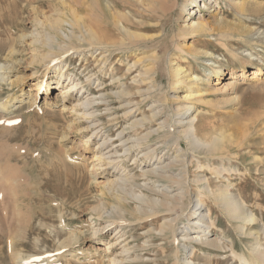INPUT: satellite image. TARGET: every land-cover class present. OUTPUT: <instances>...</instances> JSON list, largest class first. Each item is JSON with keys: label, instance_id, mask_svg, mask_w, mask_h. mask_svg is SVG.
Returning <instances> with one entry per match:
<instances>
[{"label": "rangeland", "instance_id": "374dc122", "mask_svg": "<svg viewBox=\"0 0 264 264\" xmlns=\"http://www.w3.org/2000/svg\"><path fill=\"white\" fill-rule=\"evenodd\" d=\"M148 2L154 4V11ZM182 2H187L188 11H181ZM72 10L87 25L109 21L107 11L116 18L125 14L129 21L122 30L110 24L112 33L107 32L108 42L116 49L123 43L124 51L98 56L99 50L92 48L80 56L71 49L66 59L72 80L86 84L90 76L85 94L96 102L89 112L93 122L103 126L100 135L108 141L100 149L96 143L101 140L90 137L92 127L87 128L91 119L79 120L63 106L65 102H56L52 87L46 96L38 90L40 82L56 84V74L30 64L36 29L43 40L44 29L37 19L56 18L60 11L71 18ZM189 10L193 15H188ZM197 18L209 22L214 32L184 35L183 28ZM123 30L140 37L130 41ZM82 45L80 49H89L88 44ZM0 48V63L10 66L0 71L5 74L0 104L6 106L0 107V264H21L15 255L23 261L45 258L42 264H110L105 244L112 241L117 226L96 233L112 219H99L94 208L121 205L125 241L116 250L125 244L130 259L116 264H174L175 257L185 258L177 264H238L232 251L249 258V235L264 224V0H197V4L188 0H0ZM37 48L41 53L47 50ZM151 56H156V62ZM150 62L152 85L143 74ZM174 68H182L187 76L176 90L170 78ZM20 97L21 103H11ZM190 115L196 117L192 139L184 132ZM166 119L170 129L163 122ZM172 133L178 139L175 143ZM221 134L233 142L215 151L209 146ZM142 136L138 145L136 140ZM128 146L133 147L123 154ZM106 150L113 151L105 154ZM102 153L105 159L97 166L93 154ZM144 153L153 158L145 160ZM109 155L125 169L128 176L122 187L131 195L107 190V181L116 179L107 176L113 172L106 159ZM148 169L165 178L146 175ZM225 189L245 199V209L257 218L254 226L246 227V236L239 235L237 221L213 205L212 200ZM133 197L167 201L171 211L154 207L158 214L143 218L137 209L146 206ZM198 200L209 208V215L197 206ZM195 208L203 209L206 220L211 218L214 227L208 239H216L222 250L201 242L188 245L182 238L199 231L189 230ZM176 217L177 242L173 243L163 236L166 230L161 234L159 230ZM68 237L74 241L60 248ZM259 238L264 242L263 233ZM45 255H50L48 261Z\"/></svg>", "mask_w": 264, "mask_h": 264}, {"label": "bare ground", "instance_id": "6f19581e", "mask_svg": "<svg viewBox=\"0 0 264 264\" xmlns=\"http://www.w3.org/2000/svg\"><path fill=\"white\" fill-rule=\"evenodd\" d=\"M188 2H191L192 4H197V0H188ZM146 4H147L148 8L151 11L155 10V6H154L153 3L148 2ZM186 6H187V2H185V3H183L181 5V11L182 12L188 11V9H186L187 8ZM193 7H195V6L193 5ZM205 7H206V5H203V8H205ZM244 9L245 8H243V6H241L240 7V12H244L245 11ZM108 10H111V9H108ZM107 12L110 13V16H109L110 20L109 21L102 20V22H104V23H97L94 26L85 24V22L82 21L83 19H81V17L79 15H77V12H74V10L71 11V18L67 16L68 12L66 13L65 11H62V12L60 11V13L59 12L57 13V17L56 18H53V19L46 18V19H44V21H41V20L37 19V21H36L37 25L39 27H41L40 29H44L43 36H42L43 40H41L40 37H39L40 36V33H39L40 31L38 29L35 30L36 32L33 35V39L31 40V44L34 45V48L32 49L30 64L35 65L37 63V65H41V66L44 67V70L46 71L47 74L51 73V71H52V73L56 74V84H54L52 86H49L47 84L45 85V83L40 82L37 85L38 90L44 92L43 95L46 96V95H48V92L50 91L49 88L52 87V89L56 90V92H55L56 93V98L58 97L56 99V102H58L60 100L62 102H65L64 104L62 103L63 106L65 108L68 107V109L70 111L75 112V114L77 116L76 118L79 119V120L80 119H91L93 117L92 113H90L89 110L93 109L95 107L93 105L96 102V100L89 98V95L85 94V93H88V91L84 87L86 85H88V83L90 82V76H87L85 78L84 82H86V84H83V82L80 81V80H78V81H75V79L72 80L70 74L67 73L69 66H67V60L66 59H67L68 55H70V52L76 51V53H79V55L81 56L80 53L85 55V53H86L85 51H88L87 53H91L92 48H96V50H99L98 56L104 55L105 53H109V56H110L113 52H115L117 50H120V51H124L125 50L124 49L125 45H123V43L120 46H117V49H116L115 44H113L111 42H108V38L110 36H107V32L112 33V30L109 28L110 24H112V26L116 27L117 29L118 28L120 30L124 29V23H126L128 21L127 17L124 16L125 14L124 15H120V16L118 15L117 18H119V19H117L115 16H113V14H111L110 11H107ZM188 15H193V12H191L189 10ZM65 26H66V28L69 27V29H65ZM127 26H129V25H127ZM185 27L186 28H183V31H182V33L184 35L186 33L207 35V34H210L211 32H214L213 31L214 29L210 25V23L206 22V21L204 22L200 18H197L196 20L191 21ZM132 28H135V27H132ZM113 30H114V28H113ZM123 31H125V35H126V37H128V39H130V41H136L140 37V35L137 34L136 32H132L130 30H123ZM240 36H241V38L244 37V35H240ZM75 43H78L79 45H75ZM81 43L82 44H85V43L88 44L86 46L89 49H86L85 47H84L85 50L84 49H80L81 47L84 46ZM60 44L61 45L63 44V45L61 46ZM37 46H39V48H42V49L46 48L47 50H44L43 53H41L40 50L37 48ZM74 48H77V50H75ZM71 49L73 51H71ZM9 51H12V54H13V50L12 49L9 50ZM1 52H3L2 48H0V53ZM10 56H11V54H10ZM155 57L151 56L152 59H154ZM107 58L102 60L103 63L102 62L101 63L103 65L107 62ZM139 60H140L139 58L137 60H135L134 64H137L139 62ZM149 61H151V59ZM154 61L156 62L155 59H154ZM151 62H150V66L147 64L148 67H146L147 65H145L143 67L144 68L143 74L146 77H148L146 80L148 81L149 84L152 85L153 82H154V80H153L154 76L151 77V75H154V71H153L154 68H153V66H151ZM8 67H10V66L0 63V71L4 72L5 70L8 69ZM240 70H244V66L242 64L240 65ZM258 71L260 72V67H258ZM3 72H0V82L1 81H5L4 80V75L5 74H3ZM36 72L37 71H34L33 74H36ZM231 72H232L231 75L233 76L232 79H235L236 78L235 69L232 68ZM92 75H94V74H92ZM186 77L184 75V71H183L182 68H174L172 73L170 74V78L174 81V83H173L174 86L172 87L173 90L174 89L176 90L178 88L177 85L178 84H182L185 81V79H187ZM189 92L192 93L193 91L190 90ZM73 93H74V95H73ZM13 99H14V101H12L11 103H21L23 101L21 97L20 98H12L11 100H13ZM43 100L46 103V100L45 99H43ZM0 107L5 108L6 106H4L3 104H0ZM44 107L47 108L48 110L51 109L50 105L48 103H46ZM37 110H39V108H37ZM159 114H161V111H159L157 113L156 112L153 113L154 116L159 115ZM167 120L168 119H166L163 122H165L166 126L169 128V127H171V125H170L171 123L170 124L166 123ZM98 123H100V122H98ZM89 124H91V125H89ZM89 124L87 123V128L88 127L89 128L92 127V132H91V136L90 137H93L94 139H97V141L101 140L100 143H96L99 146L98 149H100V147H104L108 143V141H107L106 135H104V134L100 135V133L104 129L103 126L102 125H97L95 122H93L92 119H91V121H89ZM195 124H196V117L194 115H190L188 117L187 122H186V125L188 127H187L186 131H184V132L186 133V136L187 135L191 136V139L196 134ZM125 130H126V128H123L121 131L118 132V135L121 136ZM169 133L171 134V131ZM170 134H169V137H170ZM172 134L174 136L173 141L175 143L178 139L175 137L174 133H172ZM147 135H149V134H147ZM192 135H194V136H192ZM103 136H104V138H102ZM142 138H143V136L139 137L136 140L138 142L137 143L138 145L141 144V140H143ZM88 140L89 139H87L86 144H88ZM127 140L128 139L122 141V143L126 142ZM226 142H229V143L231 142L232 143L233 139L228 138L226 140V137L223 136V134H221L219 137H216V138H214L212 140V142H211L209 147H211L215 151L216 150L218 151V150L223 148V146L225 145L223 143H226ZM111 144L113 145L115 143L112 142ZM133 146H136V145H133ZM133 146H131V147H133ZM131 147L130 146L126 147L122 151L123 154L125 153V154L128 155V152L130 151V149H132ZM105 149H107V147ZM112 151L113 150H109L105 154H110V152H112ZM116 152H118V151H115L114 154ZM100 153H101V150H100ZM105 154L102 153L99 156L96 155V154H93V161H97L98 162L97 163L98 165L96 164L97 166H102L99 163L104 161L103 159H105V158H102V156H104ZM143 155H144V157L146 155L145 160H147V158H150L149 160H151L153 158L152 156L148 155L147 153L146 154L144 153ZM111 158L112 157L109 155L106 159L109 160L107 163L111 164V168L113 169V172L111 174L108 173L107 176H114V177H116V179L115 180H111V181L110 180L107 181V183H106L107 190H110L112 188V190L115 193H118V191H120L123 194L131 195V191L125 190L122 187L123 186V181H125V179H127V176H128L127 173L124 172L125 169L122 168L123 166H119L117 164V162H114L113 159L111 160ZM145 160H144V162H145ZM171 166L172 165L169 164L170 168H171ZM163 169L164 168H161L162 171H164ZM154 171H155L154 169H148L147 171H144V173H146V175L149 174V175L155 176L156 174H155ZM118 174H119V176H118ZM0 176H2V175H0ZM156 176L159 177V179L165 178L163 175L162 176L161 175H156ZM165 176H167V175H165ZM170 179H173V178H170ZM175 181H176V179H175ZM207 189H208V187H207ZM208 192H210V191H208ZM116 195L118 197V194H116ZM13 197H15V196H13ZM117 197H115V198H117ZM133 198H135V197H133ZM135 199H137L138 202L139 201L143 202L145 204V206L147 207V209H146V207H144V209H142V208H138L137 209L138 212L141 213V216L143 218H146V219L148 218L149 219V218L155 216L156 214H158V210L157 211H155V210L152 211V208H154V207L165 208L166 211H168V212L171 211V210L168 209V205L169 204L167 203V201L158 202L157 200H150V199H146L145 197H136ZM196 199H197V197H196ZM120 200H119V202H121ZM244 200L245 199H243L240 195L239 196H235L234 194L232 195L229 192H227L226 189L225 190H221L217 194L215 199L212 200L213 201V205L217 206L218 210H220L224 215L228 216L229 217L228 219H231L233 221H237L238 222V224H239L238 225V231L240 232L239 235L241 234V236H246L247 235V233H248V232H246V227L247 226L252 227V225L254 226L257 223V218L252 214V211L248 212V210L245 209V201ZM127 201L128 200H125L124 202L126 203ZM174 201L176 202L177 200H174ZM197 202H198L197 206L204 207L202 202H200L199 200ZM175 204H177V203H175ZM149 207H150V209H149ZM205 209H206V214L209 215L210 214L209 208H205ZM16 210H18V209L16 208ZM94 211L96 213H98V218L99 219L103 218V217H107L109 219H112L111 221L108 220L107 223L105 225H103L102 227L95 229L96 233L104 231V230L106 232V231H109L112 228L114 229L117 226V229L116 230L114 229V235H113L112 241H109L108 243L105 244V252H106L105 255H107V257L109 258V263L110 264H116L117 262H125V263H127L128 260L130 259V253H129L130 250L128 249L129 247L127 248L125 246V244H124L122 247L119 248V250L118 249L116 250V248L119 247V245L122 242L125 241V240H123V237H125V233H124L123 228H122L123 226H121V224H120V223H124V220H125L123 205L117 206V207L113 206V207H110V208H107V209H101L100 207H96V208H94ZM191 215L193 216V219H195V220H192V223L189 224L190 225L189 230L197 229L199 231L192 232V234L196 233L197 234L196 236H191L190 234H188V235H185V236L182 237V238L186 239L188 245H192L194 243L201 242L203 244H206V245H209V246H213V247H216V248H219V249L222 250L223 249L222 244L220 245L219 242L216 239H208V237L211 236V234L209 233V230L211 231V229H213V227H214L211 218L208 217L207 218L208 222H207V220L204 218L207 215L205 216L204 213H203V209L200 210V208H195L194 211L192 210V214ZM132 220H133V218H132ZM127 222H128V220H127ZM187 222H189V221H187ZM136 223H137V220H136ZM198 223H201L203 226H200V224H198ZM176 224H177V217L171 219L168 223H164V228L163 229L160 228V230H159L160 234L162 232H165V230H166V232L163 233V236L166 239L168 237H170V239L172 238V240H170V241H172L173 243L177 242V239L175 237V228H177V227H175ZM263 225H262V228L259 229V230H257L255 228L254 229L255 233H252L250 235L248 234L249 238H252V242L250 243V247H249L250 248L249 249V258L242 257L240 255V253H236V252L232 251V256H233V258L238 259V264H264V247H263V243L264 242H261L260 238H259V234L260 233H263V235H264V227H263ZM198 228H201V229H198ZM260 230H262V231L260 232ZM19 233H20V231H19ZM16 234H18V233H16ZM198 234H200V236H198ZM202 238H203V240H202ZM231 240H226V242L231 244V242H232ZM72 241H74V240H72L71 237H68L66 240H64L63 242H61L59 244V247L60 246H65V245L68 246V244H71ZM113 245H115L114 246V250H112V246ZM185 247H187V246H185ZM232 247H234V246H232ZM9 248H10V246H9ZM113 254H114V256H113ZM45 256L47 257V261H48L50 255H48V256L45 255ZM15 257H16L15 258L16 262L17 263H21V264L22 263L26 264V263H29V262H32V263L34 262V263H37V264H40V262H41V264H42L44 262L42 260H45V258H37V256H36L35 258L33 257V259H31L29 257L31 260L29 261L27 259L29 261L28 262V261L21 260L22 258L20 259V256L17 257L15 255ZM72 257L77 259V260L79 259L77 255H74ZM175 258H176V261H175L174 264H177V262L180 263V261L182 262V260L184 261V259H185V258L178 259L177 257H175ZM51 260H52V258H51ZM51 260H49V262H53L55 259L53 258V261H51ZM209 262H210V260H209ZM184 264H190V262L185 261ZM206 264H208V263H206Z\"/></svg>", "mask_w": 264, "mask_h": 264}]
</instances>
